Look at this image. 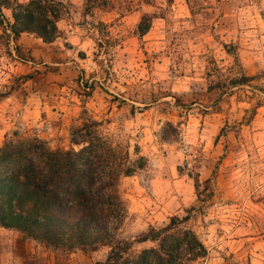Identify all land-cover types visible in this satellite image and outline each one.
I'll return each instance as SVG.
<instances>
[{"label": "rangeland", "instance_id": "1", "mask_svg": "<svg viewBox=\"0 0 264 264\" xmlns=\"http://www.w3.org/2000/svg\"><path fill=\"white\" fill-rule=\"evenodd\" d=\"M59 1V36L28 33L19 57L0 22V129L13 124L0 144L18 132L77 149L73 129L98 121L137 166L118 181L113 241L193 206L177 230L203 243L195 264H264V0H91L88 13L85 0ZM109 251L52 248L0 226V264H93Z\"/></svg>", "mask_w": 264, "mask_h": 264}, {"label": "trees", "instance_id": "2", "mask_svg": "<svg viewBox=\"0 0 264 264\" xmlns=\"http://www.w3.org/2000/svg\"><path fill=\"white\" fill-rule=\"evenodd\" d=\"M90 1H84L86 13ZM3 8L10 10L11 20ZM62 8L59 0H0L3 32L9 30L18 57L21 33L34 34L46 43L59 36ZM138 30L144 34L148 25L140 21ZM83 86L88 87L87 83ZM99 125L91 120L73 129L71 143L80 145L77 149L51 148L35 135L25 137L18 132L4 137L0 144V226L52 248L94 250L110 244L105 259L93 264H195L204 257L205 247L192 230L179 231L177 226L199 207L191 206L185 215H173L165 226L150 227L133 239L112 240L124 213L119 178L137 166L129 163L126 148L98 131ZM197 197L200 200L199 193ZM147 240L154 241V246L130 251L133 243Z\"/></svg>", "mask_w": 264, "mask_h": 264}, {"label": "crops", "instance_id": "3", "mask_svg": "<svg viewBox=\"0 0 264 264\" xmlns=\"http://www.w3.org/2000/svg\"><path fill=\"white\" fill-rule=\"evenodd\" d=\"M28 33H21V35L19 36V42H24V36H26ZM29 35H31V34H29ZM23 44V43H22ZM24 45V44H23ZM36 121H37V119H36ZM30 122V121H29ZM22 123V122H21ZM31 123H34V121H31ZM24 124V123H23ZM25 124H27V123H25ZM13 124L11 123V124H8L5 128H3V129H0V131H5V130H7V128H9V126H12ZM39 136L41 137V138H48V135L47 134H45V133H41V134H39Z\"/></svg>", "mask_w": 264, "mask_h": 264}]
</instances>
